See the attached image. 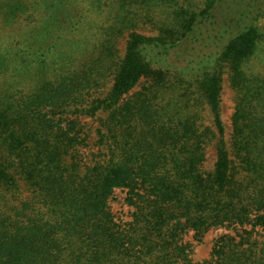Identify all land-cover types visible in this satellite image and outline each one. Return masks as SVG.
Masks as SVG:
<instances>
[{"label":"trees","instance_id":"1","mask_svg":"<svg viewBox=\"0 0 264 264\" xmlns=\"http://www.w3.org/2000/svg\"><path fill=\"white\" fill-rule=\"evenodd\" d=\"M263 19L264 0H0V264H264ZM214 227L233 234L193 261L185 234Z\"/></svg>","mask_w":264,"mask_h":264},{"label":"rangeland","instance_id":"2","mask_svg":"<svg viewBox=\"0 0 264 264\" xmlns=\"http://www.w3.org/2000/svg\"><path fill=\"white\" fill-rule=\"evenodd\" d=\"M24 20L17 21L14 25L8 28V30H11L13 33L18 32L20 27L25 26ZM264 23V19L261 22ZM0 32L4 30V27L2 26V23L0 22ZM6 29V28H5ZM140 34H146V35H152L153 32L143 31V29H140L138 31ZM1 34V33H0ZM127 41V36L122 35L118 38L117 41V50L119 52V55L122 56L124 53L125 44ZM223 87L221 92V112H222V123H223V138L226 142L227 147L229 146V139H230V133H231V117L233 113V109L235 106V96L233 93V90L231 89L228 80L227 75L223 77ZM139 88V87H138ZM138 91V89H135L133 92ZM202 116V115H201ZM203 125L206 126L209 124V120L204 118ZM96 121L92 120H85V122L81 123V126L85 129L86 133L88 134L89 138L87 140L88 144L87 147L84 149H81L78 151L79 155H82V157H85L88 159V156L96 153L98 150V147L95 146V140L93 139L94 135V128H96ZM216 161L215 151L213 149V144H210L206 149V155H205V161L203 163V168L207 171L212 170L214 163ZM127 191L121 190V189H115L107 198L106 204L108 205V208L113 215L114 220L119 223L120 225H123L125 223L130 222L132 218V208L129 207L126 202ZM232 235L233 232L231 230H227L224 228L214 227L209 228L207 231H205L199 240L194 237L192 231H187V233L184 236V241L187 242L191 246V259L195 262H201L203 260H206L208 258L211 245L217 237L221 235ZM258 238L264 240V228L258 231Z\"/></svg>","mask_w":264,"mask_h":264}]
</instances>
